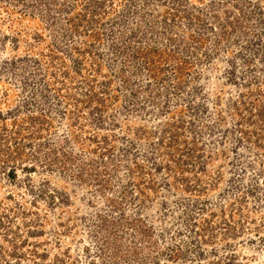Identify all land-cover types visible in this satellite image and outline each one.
Here are the masks:
<instances>
[{"label":"rangeland","instance_id":"rangeland-1","mask_svg":"<svg viewBox=\"0 0 264 264\" xmlns=\"http://www.w3.org/2000/svg\"><path fill=\"white\" fill-rule=\"evenodd\" d=\"M0 264H264V0H0Z\"/></svg>","mask_w":264,"mask_h":264}]
</instances>
